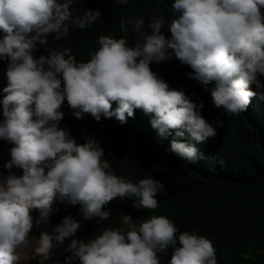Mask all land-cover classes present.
<instances>
[{
    "label": "clouds",
    "instance_id": "clouds-1",
    "mask_svg": "<svg viewBox=\"0 0 264 264\" xmlns=\"http://www.w3.org/2000/svg\"><path fill=\"white\" fill-rule=\"evenodd\" d=\"M104 2L129 0H0V75L7 82L0 140L13 145L4 164L9 174H0V264H17V250L30 243L31 211H39L37 227L48 224L57 199L81 205L85 220L108 221L104 207L116 198L135 197L138 211L159 206L161 181H131L94 139L78 143L59 126L65 100L78 119L91 114L124 124L140 109L160 137L175 130L170 150L194 163L198 149L184 142L185 131L197 143L216 135L203 104L193 103L205 86L214 84L212 102L230 116L252 107L255 85L264 88V0H167L165 15L128 18L133 39L99 31L78 60L70 47H48L49 38L101 21ZM121 28L128 31L123 22ZM42 46L47 55L37 58L33 51ZM119 221L84 240L76 238L80 223L66 216L52 232L40 231L32 258L43 264L68 240L65 264H218L210 238L167 216L124 214Z\"/></svg>",
    "mask_w": 264,
    "mask_h": 264
},
{
    "label": "trees",
    "instance_id": "trees-1",
    "mask_svg": "<svg viewBox=\"0 0 264 264\" xmlns=\"http://www.w3.org/2000/svg\"><path fill=\"white\" fill-rule=\"evenodd\" d=\"M103 11V19L92 27L85 30L73 27L69 35L59 41L49 38L48 47H70L78 60L88 51L99 31L119 32L133 39L134 33L127 26L128 18L165 15L167 0H129L124 5L104 2ZM122 22L127 32L122 30ZM33 55L37 58L47 55L44 46L38 52L33 51ZM259 79L264 83V77ZM6 86L7 82L0 75V120L3 119V88ZM205 87L200 93L201 99L193 103L203 104L201 115L215 128L216 135L197 143L185 131L184 142L193 143L198 149L194 163L170 150L175 130L167 138L160 137L150 124L151 117L140 109L124 124L115 117L102 116L96 121L91 114H83L78 119L65 100L61 107L64 117L59 126L71 137L78 143H85L88 137L94 139L103 148L104 157L111 158L108 159L112 167H119L131 181L151 176L161 181L164 188L158 191L159 206L154 212L136 210L135 197L116 198L104 207L111 213L108 221L98 217L85 220L81 205L57 199L48 224L37 227L39 211H31L34 227L52 232L64 217L71 216L81 225L76 238L87 240L100 235L102 227H121L119 217L124 214H130L134 220L141 216L164 215L179 229H195L210 238L216 248L218 264H264V100L259 98L264 88L258 89L255 85L258 95L251 99L252 107L230 116L223 107L213 104L210 89L214 84ZM112 107L115 109L116 104ZM10 159L6 151H0L1 167ZM18 171L15 167L11 170L16 174ZM68 242L54 248L50 259L45 261L65 264V258L71 255L64 252Z\"/></svg>",
    "mask_w": 264,
    "mask_h": 264
},
{
    "label": "rangeland",
    "instance_id": "rangeland-1",
    "mask_svg": "<svg viewBox=\"0 0 264 264\" xmlns=\"http://www.w3.org/2000/svg\"><path fill=\"white\" fill-rule=\"evenodd\" d=\"M12 146L13 145L9 144L8 142L0 140V151L4 150L8 152L10 155V148ZM19 171H20L19 174H16L13 172L11 173L16 174V175H21L22 169H19ZM0 174L8 175L9 170L1 167L0 165ZM39 234H40V231L36 227L33 226V229L31 230L29 234V238H30L29 246L27 248H20L17 250L20 256V260L17 262V264H40V260L42 259L41 257H36L35 259L32 258L34 247L36 246L34 239H39ZM43 264H60V263L43 261Z\"/></svg>",
    "mask_w": 264,
    "mask_h": 264
}]
</instances>
